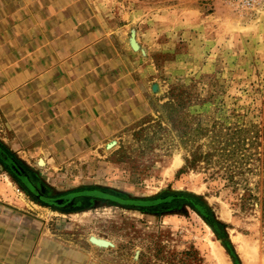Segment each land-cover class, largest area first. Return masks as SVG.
<instances>
[{"label":"rangeland","instance_id":"rangeland-1","mask_svg":"<svg viewBox=\"0 0 264 264\" xmlns=\"http://www.w3.org/2000/svg\"><path fill=\"white\" fill-rule=\"evenodd\" d=\"M86 1L118 32L136 94L93 155L51 173L0 142L27 181L0 158L1 201L114 264H264V0ZM94 190L175 200L47 202Z\"/></svg>","mask_w":264,"mask_h":264},{"label":"crops","instance_id":"crops-1","mask_svg":"<svg viewBox=\"0 0 264 264\" xmlns=\"http://www.w3.org/2000/svg\"><path fill=\"white\" fill-rule=\"evenodd\" d=\"M117 36L86 0H0V142L49 173L93 155L136 94ZM48 225L0 199V264H114Z\"/></svg>","mask_w":264,"mask_h":264},{"label":"trees","instance_id":"trees-1","mask_svg":"<svg viewBox=\"0 0 264 264\" xmlns=\"http://www.w3.org/2000/svg\"><path fill=\"white\" fill-rule=\"evenodd\" d=\"M0 158L3 159V161L9 166V168L11 169L9 163L6 161V159H8L21 173V176H18L12 169L13 174H15L18 178H20L21 180H23V182H26V177L24 176L22 170H21V163L17 161V159L13 158V155L11 154V152L7 151L1 144H0ZM186 163H190L189 159H186ZM72 196V199L81 196V195H85L88 197H94V198H98L101 199L103 201H109V203L113 204V205H125V206H132V207H145V208H152L151 206H163V205H167L171 202H173L174 197L173 196H166L164 198L160 197V198H156V199H152V200H126V199H122L120 197L117 196H112L110 194H104V192H100L97 190L94 191H84V192H77V193H71V194H67L65 196ZM62 196V197H65ZM190 197V196H189ZM61 198V197H58ZM55 199V198H52ZM186 203H190L191 205H193L194 207H196V205L194 204V200H190V198H183ZM192 199V198H191ZM200 203V202H199ZM202 204H199V206ZM201 208H198V206L196 207L201 213H204V207L203 205L201 206Z\"/></svg>","mask_w":264,"mask_h":264},{"label":"water","instance_id":"water-1","mask_svg":"<svg viewBox=\"0 0 264 264\" xmlns=\"http://www.w3.org/2000/svg\"><path fill=\"white\" fill-rule=\"evenodd\" d=\"M6 161L9 163L11 169L18 175L21 176V173L19 172V170L8 160L6 159ZM72 200V196H65V197H61V198H55V199H48L47 202H49L50 204H54L56 206H65L66 204H68L70 201Z\"/></svg>","mask_w":264,"mask_h":264},{"label":"built area","instance_id":"built-area-1","mask_svg":"<svg viewBox=\"0 0 264 264\" xmlns=\"http://www.w3.org/2000/svg\"><path fill=\"white\" fill-rule=\"evenodd\" d=\"M234 2L238 3V5H241V6H252L254 5L255 3H257L259 0H233Z\"/></svg>","mask_w":264,"mask_h":264},{"label":"bare ground","instance_id":"bare-ground-1","mask_svg":"<svg viewBox=\"0 0 264 264\" xmlns=\"http://www.w3.org/2000/svg\"><path fill=\"white\" fill-rule=\"evenodd\" d=\"M219 254H221V253H219ZM221 256H222V254H221ZM223 259V258H222ZM224 261V260H223Z\"/></svg>","mask_w":264,"mask_h":264}]
</instances>
